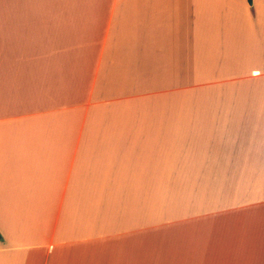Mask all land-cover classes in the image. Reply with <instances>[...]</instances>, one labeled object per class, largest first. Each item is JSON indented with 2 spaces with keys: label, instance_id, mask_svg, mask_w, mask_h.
Returning a JSON list of instances; mask_svg holds the SVG:
<instances>
[{
  "label": "crops",
  "instance_id": "obj_1",
  "mask_svg": "<svg viewBox=\"0 0 264 264\" xmlns=\"http://www.w3.org/2000/svg\"><path fill=\"white\" fill-rule=\"evenodd\" d=\"M0 264H264V0H0Z\"/></svg>",
  "mask_w": 264,
  "mask_h": 264
},
{
  "label": "trees",
  "instance_id": "obj_2",
  "mask_svg": "<svg viewBox=\"0 0 264 264\" xmlns=\"http://www.w3.org/2000/svg\"><path fill=\"white\" fill-rule=\"evenodd\" d=\"M252 2H253V0H248V3H249L250 5H252ZM0 240H2V235H1V233H0Z\"/></svg>",
  "mask_w": 264,
  "mask_h": 264
}]
</instances>
